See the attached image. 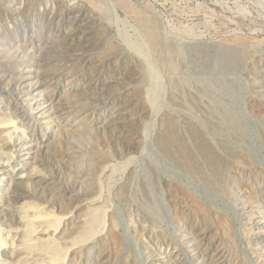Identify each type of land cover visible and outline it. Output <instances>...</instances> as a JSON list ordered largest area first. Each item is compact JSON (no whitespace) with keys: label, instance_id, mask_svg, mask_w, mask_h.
<instances>
[{"label":"rangeland","instance_id":"1","mask_svg":"<svg viewBox=\"0 0 264 264\" xmlns=\"http://www.w3.org/2000/svg\"><path fill=\"white\" fill-rule=\"evenodd\" d=\"M0 0V264H264V0Z\"/></svg>","mask_w":264,"mask_h":264},{"label":"bare ground","instance_id":"2","mask_svg":"<svg viewBox=\"0 0 264 264\" xmlns=\"http://www.w3.org/2000/svg\"><path fill=\"white\" fill-rule=\"evenodd\" d=\"M112 6H115V3L113 0H107ZM2 124V122H0V125Z\"/></svg>","mask_w":264,"mask_h":264}]
</instances>
